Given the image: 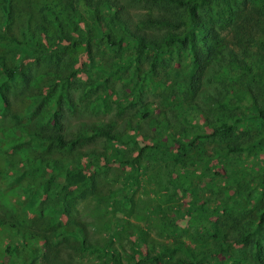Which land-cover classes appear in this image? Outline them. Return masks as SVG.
I'll use <instances>...</instances> for the list:
<instances>
[{
	"label": "trees",
	"instance_id": "obj_1",
	"mask_svg": "<svg viewBox=\"0 0 264 264\" xmlns=\"http://www.w3.org/2000/svg\"><path fill=\"white\" fill-rule=\"evenodd\" d=\"M0 264H264V0H0Z\"/></svg>",
	"mask_w": 264,
	"mask_h": 264
}]
</instances>
